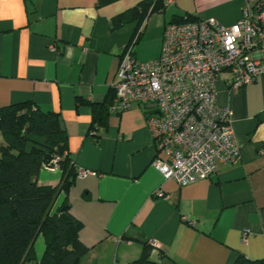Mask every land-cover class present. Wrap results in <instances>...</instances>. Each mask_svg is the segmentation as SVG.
Masks as SVG:
<instances>
[{
  "label": "crops",
  "instance_id": "1",
  "mask_svg": "<svg viewBox=\"0 0 264 264\" xmlns=\"http://www.w3.org/2000/svg\"><path fill=\"white\" fill-rule=\"evenodd\" d=\"M142 1L0 0V107L29 101L59 114L77 175L56 204L66 198L82 223L79 239L88 250L80 264H128L151 240L158 243L150 253L158 264L263 258L264 75L231 90L220 73L217 102L233 110L240 154L183 186L152 164L157 150L146 117L156 105L111 109V84L125 49L139 61L152 60L172 19L212 17L229 26L241 18L243 0H172L140 23H114ZM98 108L106 110L104 125L92 121ZM60 178L58 167L43 168L38 183L55 186ZM34 250L40 259L41 235Z\"/></svg>",
  "mask_w": 264,
  "mask_h": 264
},
{
  "label": "built area",
  "instance_id": "2",
  "mask_svg": "<svg viewBox=\"0 0 264 264\" xmlns=\"http://www.w3.org/2000/svg\"><path fill=\"white\" fill-rule=\"evenodd\" d=\"M222 72L231 90L264 75V0H243L241 18L229 26L212 17L168 22L156 58L139 61L130 47L120 58L111 84V109L156 105L157 111L146 117L157 150L152 164L179 186L206 179L219 165L239 157L233 110L217 102L216 83ZM158 194L162 195L159 190ZM149 243L158 246L155 240Z\"/></svg>",
  "mask_w": 264,
  "mask_h": 264
},
{
  "label": "trees",
  "instance_id": "3",
  "mask_svg": "<svg viewBox=\"0 0 264 264\" xmlns=\"http://www.w3.org/2000/svg\"><path fill=\"white\" fill-rule=\"evenodd\" d=\"M164 9V0H144L115 17L114 23H140ZM192 20L185 16L171 22ZM92 121L104 125L106 110L94 109ZM0 134V264H80L88 250L79 239L82 223L71 214L66 198L56 204L58 194L67 193L77 175L59 114L29 101L2 106ZM52 166L61 171L59 183L40 185V170ZM38 235L44 240L40 259L34 250ZM151 250L150 243H142L140 256L128 264H158L151 259ZM232 264H264V257L237 254Z\"/></svg>",
  "mask_w": 264,
  "mask_h": 264
},
{
  "label": "rangeland",
  "instance_id": "4",
  "mask_svg": "<svg viewBox=\"0 0 264 264\" xmlns=\"http://www.w3.org/2000/svg\"><path fill=\"white\" fill-rule=\"evenodd\" d=\"M156 13H158V12H156Z\"/></svg>",
  "mask_w": 264,
  "mask_h": 264
}]
</instances>
